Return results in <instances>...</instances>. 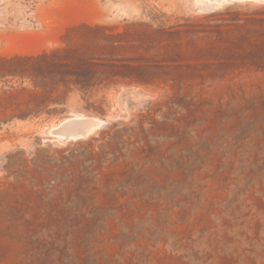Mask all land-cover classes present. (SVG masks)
Returning a JSON list of instances; mask_svg holds the SVG:
<instances>
[{"label":"rangeland","instance_id":"rangeland-1","mask_svg":"<svg viewBox=\"0 0 264 264\" xmlns=\"http://www.w3.org/2000/svg\"><path fill=\"white\" fill-rule=\"evenodd\" d=\"M0 264H264V0H0Z\"/></svg>","mask_w":264,"mask_h":264},{"label":"trees","instance_id":"trees-1","mask_svg":"<svg viewBox=\"0 0 264 264\" xmlns=\"http://www.w3.org/2000/svg\"><path fill=\"white\" fill-rule=\"evenodd\" d=\"M32 93H34L35 95H38V92H36V91H32Z\"/></svg>","mask_w":264,"mask_h":264},{"label":"bare ground","instance_id":"bare-ground-1","mask_svg":"<svg viewBox=\"0 0 264 264\" xmlns=\"http://www.w3.org/2000/svg\"><path fill=\"white\" fill-rule=\"evenodd\" d=\"M80 123H81V122H80ZM68 129H69V128H68ZM68 129H67V130H68Z\"/></svg>","mask_w":264,"mask_h":264}]
</instances>
